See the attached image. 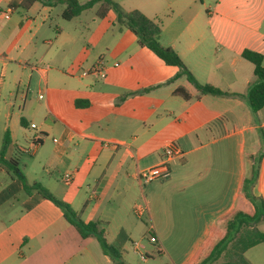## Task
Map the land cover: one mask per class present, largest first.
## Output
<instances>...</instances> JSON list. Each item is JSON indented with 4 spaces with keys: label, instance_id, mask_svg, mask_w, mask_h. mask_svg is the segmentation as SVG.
<instances>
[{
    "label": "crops",
    "instance_id": "obj_1",
    "mask_svg": "<svg viewBox=\"0 0 264 264\" xmlns=\"http://www.w3.org/2000/svg\"><path fill=\"white\" fill-rule=\"evenodd\" d=\"M211 1L206 7L202 0L199 6L174 0L180 13L191 14L173 43L163 46L179 56L200 85L228 96L202 95L184 77L171 81L178 69L140 48L112 11L100 20L106 24L71 32L54 19H61L63 5L35 1L23 9V0H0V148L6 132L11 139L4 159L17 162L28 186L40 184L83 222L106 225L105 239L122 253V264H128L126 244L143 219L161 257L168 264H186L209 229L235 210L252 169L257 174L251 194L264 203V107L253 114L240 97L255 81L253 66L241 52L260 53L264 68V10L246 6L258 0ZM98 8L87 11L96 14ZM202 12L208 25L216 19L215 26L192 25ZM99 60L105 78L81 77ZM6 91L14 98L8 104ZM30 94L36 100L27 104ZM76 101L87 106L77 107ZM50 134L48 152L44 139ZM22 141L30 142L31 155L40 158L20 166L14 156L24 151ZM169 145L182 152L168 164L169 178L139 184L137 175L158 166ZM64 174L71 175L69 185L60 180ZM142 205L146 210L138 217L134 208ZM113 224L116 229L109 230ZM171 238L187 239L189 248L174 253L167 246ZM138 246L134 243L135 253ZM244 255L250 264H264V243ZM0 264L115 263L96 238L82 239L57 206L36 191L26 194L0 165Z\"/></svg>",
    "mask_w": 264,
    "mask_h": 264
},
{
    "label": "trees",
    "instance_id": "obj_2",
    "mask_svg": "<svg viewBox=\"0 0 264 264\" xmlns=\"http://www.w3.org/2000/svg\"><path fill=\"white\" fill-rule=\"evenodd\" d=\"M35 1H40L46 7L63 5L64 8L60 16L65 22H70L97 4L99 8L95 18L98 20L104 19L110 11H113L116 14V23L135 35L140 48L151 52L166 66L178 69L171 81L184 77L202 95L228 96L227 93L210 85H200L179 56L170 47H163L159 44L161 36L159 23L138 12L124 13L119 5L112 0H89L84 4H79L76 0H23L21 7L29 9ZM241 57L253 66L255 81L248 88L246 95L240 97L246 100L254 114L264 107L263 57L260 53L250 50H243ZM175 95L188 99V95L183 90H176ZM75 106H87V102L76 101ZM260 137L264 147V130H260ZM10 146L11 139L6 132L0 148V165L4 166L21 183L23 191L26 194L36 191L44 199L51 201L62 211L64 220L75 228L82 239L96 238L102 252L110 257L115 264H122L120 253L107 243L99 222H83L67 203L53 198L40 184L34 183L30 186L26 184L23 174L17 168V162L4 159ZM256 174V170L252 169L250 176L243 181L241 199L237 201L235 210L209 229L206 238L186 264H250L244 257V253L264 243V233L255 229V225L264 220V203L262 199L255 198L251 194ZM224 252H226V261L217 263Z\"/></svg>",
    "mask_w": 264,
    "mask_h": 264
},
{
    "label": "rangeland",
    "instance_id": "obj_3",
    "mask_svg": "<svg viewBox=\"0 0 264 264\" xmlns=\"http://www.w3.org/2000/svg\"><path fill=\"white\" fill-rule=\"evenodd\" d=\"M118 1H125L122 4L119 5L120 9L124 13H131V12H138L142 14L143 16H146L147 13L151 17H155L156 22L159 23L161 28V39H159V44L161 46L163 45H170L173 43V39L177 36L179 32H181L184 27L187 25L189 21V17L191 13H180L178 9V3H175L174 0H159V1H152V0H118ZM202 2L207 7L208 5L211 7L213 5L211 0H202ZM194 3L196 6L200 5V0H194ZM117 4V3H116ZM250 9L254 10H264V0H258V2H249L247 5ZM124 9H132L130 12H125ZM113 14H115L112 11ZM58 14V9L55 11V15ZM116 15V14H115ZM147 17V16H146ZM55 22L61 26L65 27L71 32L73 30L77 29V27L80 28H86L90 30L96 29L101 24H106V21H100L95 18V12L94 11H86V13L81 17L79 21H72L71 23H65L62 19L54 17ZM152 20V19H150ZM216 19L212 20V24L208 25L206 22V17H204V12L200 13L198 17L194 19L193 26L196 28H203L207 29L210 26H215ZM164 47V46H163ZM147 52V51H146ZM149 54V53H148ZM152 56V55H150ZM154 60H157V58L154 56L152 57ZM5 81H7V77L5 78ZM5 103L8 104L10 101L14 100L12 97L9 96L8 91L5 93ZM28 102L35 103V96L33 94L28 95ZM19 104L18 99L15 97V106ZM49 135V134H48ZM53 136H48L44 139V150H47L48 152L51 150L52 146V139ZM56 138V136H54ZM28 141H22L20 145H22V149L24 150L22 153H17L15 155V158H18L20 166L22 164L29 162L31 158H40L38 156L31 155V144ZM47 152V153H48ZM44 158V156L42 157ZM29 167V166H28ZM258 226V229H257ZM106 225H101L102 229H106ZM110 229H116L115 224H113ZM255 229H257L259 232L264 233V220L259 222L255 225ZM152 236V231L149 229V224L145 222V220H142L141 228L139 229V232L137 233V236L132 240V242H127L126 244V252L128 253V258L126 259V262L128 264H168L167 260L165 258H162L158 248H160L159 243L153 244L149 242L150 237ZM171 238L167 242V246L173 247L174 253H178L180 250H186L189 248L190 243L187 239H184L182 242H173ZM134 243H139V246L137 248V252H134ZM220 257V259L217 261V263H221L226 261L225 254ZM122 253H120L121 255ZM256 254V249L252 251V253L249 254V258L254 260ZM140 255H143L145 258V261H142L140 259ZM245 257V255H244Z\"/></svg>",
    "mask_w": 264,
    "mask_h": 264
},
{
    "label": "built area",
    "instance_id": "obj_4",
    "mask_svg": "<svg viewBox=\"0 0 264 264\" xmlns=\"http://www.w3.org/2000/svg\"><path fill=\"white\" fill-rule=\"evenodd\" d=\"M87 76H95L100 79L105 78V65L103 61L99 60L93 65L90 70L81 72V77ZM39 98H41V96ZM30 129H36L35 125L31 124ZM181 157L182 152L177 147H175L174 145L167 146L163 152V161L158 166L144 170L137 175L139 184L146 185L152 181L167 180L169 178L168 164L172 161L179 160ZM60 180L64 185H69L71 182V175L64 174ZM145 210V205L136 206L134 208V213L136 216L140 217L145 212ZM149 242L157 244L156 239L152 236L150 237Z\"/></svg>",
    "mask_w": 264,
    "mask_h": 264
}]
</instances>
